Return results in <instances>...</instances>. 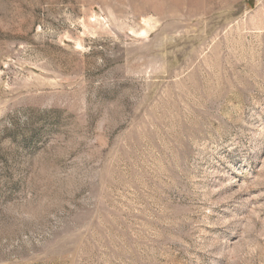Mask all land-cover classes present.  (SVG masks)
Listing matches in <instances>:
<instances>
[{"label":"rangeland","instance_id":"rangeland-1","mask_svg":"<svg viewBox=\"0 0 264 264\" xmlns=\"http://www.w3.org/2000/svg\"><path fill=\"white\" fill-rule=\"evenodd\" d=\"M0 264H264V0H0Z\"/></svg>","mask_w":264,"mask_h":264}]
</instances>
